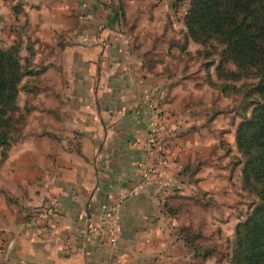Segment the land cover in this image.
Segmentation results:
<instances>
[{"label":"crops","instance_id":"0c3cea01","mask_svg":"<svg viewBox=\"0 0 264 264\" xmlns=\"http://www.w3.org/2000/svg\"><path fill=\"white\" fill-rule=\"evenodd\" d=\"M53 1L22 0V6L36 25L40 41L60 43V33L72 30L71 15L81 8ZM103 19V25L88 24L87 29L82 23L74 25L73 30L94 34L87 37L77 32L59 48L62 56L47 62L43 78L49 91L60 97L58 105L49 103L48 109L62 110L64 120L48 119L49 134L24 142L11 182L5 191L0 190L4 260L174 264L173 242H168L173 223L170 206L188 190L193 171L186 169V163L201 143L190 138L192 133L181 134L179 114L156 93L180 76L178 69L157 73L148 53L152 47L145 51L149 43L126 45L119 38L116 18ZM147 99L165 113L160 148L170 163L160 166L156 175L146 172L155 165L146 143ZM42 201L46 207L58 208L53 216H34ZM115 204H119V225L117 241L112 243L106 213Z\"/></svg>","mask_w":264,"mask_h":264},{"label":"rangeland","instance_id":"374dc122","mask_svg":"<svg viewBox=\"0 0 264 264\" xmlns=\"http://www.w3.org/2000/svg\"><path fill=\"white\" fill-rule=\"evenodd\" d=\"M7 1L6 5L0 4V47L20 45L21 61L30 73L21 84L16 116L22 120L14 132L17 140L9 157L0 166V190L5 191V185L11 182L15 160L24 149V142L49 134L48 119L60 123L64 120L62 110L58 113L48 109L49 103L58 105L60 97L56 91H49L43 78L47 62L62 56L58 51L66 44L65 40L87 29L88 24L101 26L106 22L102 18H116L119 38L126 45L149 43L145 51L152 47L148 53L151 68L159 69L157 73L165 68L178 69L180 76L168 80L163 91L156 93L160 92L163 102L167 101L179 114L183 124L181 134L192 133L190 138L201 143L186 163V169L193 171L188 190L176 196L170 206L173 223L168 242H173L174 264H232L236 227L249 217L257 198L245 188L242 154L236 141L238 124L251 113L247 105L252 100L249 94L254 80L233 81L218 76V52L186 34L185 15L190 0H54L53 3L66 4V8L79 7L77 11L82 14L85 11L82 9H86L87 13L81 18L79 13L71 15L72 30L80 23L84 27L60 33V43L40 41L22 0ZM95 11L112 15L89 14ZM92 34L81 33L87 37ZM228 67L226 64L223 70ZM44 215L34 212L36 217Z\"/></svg>","mask_w":264,"mask_h":264},{"label":"trees","instance_id":"16d2710c","mask_svg":"<svg viewBox=\"0 0 264 264\" xmlns=\"http://www.w3.org/2000/svg\"><path fill=\"white\" fill-rule=\"evenodd\" d=\"M185 25L188 37L218 52L220 78L254 80L247 105L251 113L238 124L236 141L245 188L257 198L249 217L236 227L231 262L264 264V0H190ZM29 73L20 45L0 47V166L17 140L19 94Z\"/></svg>","mask_w":264,"mask_h":264},{"label":"built area","instance_id":"2783aa9c","mask_svg":"<svg viewBox=\"0 0 264 264\" xmlns=\"http://www.w3.org/2000/svg\"><path fill=\"white\" fill-rule=\"evenodd\" d=\"M146 103L149 107V128L148 136L146 139L147 145L152 149L155 159V165L150 166L146 172L150 175L158 174L160 166H168L170 163L169 157H167L163 150L160 148V138L162 128L165 121V113L161 108L154 103L151 99H147ZM57 207H46L45 202L42 201L35 209L34 212H42L46 217H51L56 213ZM106 225L110 241L112 243L117 241V231L119 225V204L111 206L106 213ZM2 249H0V264H24L22 261L4 260L2 258ZM118 264H126L125 262H118Z\"/></svg>","mask_w":264,"mask_h":264}]
</instances>
